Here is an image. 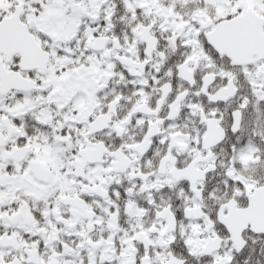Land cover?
Segmentation results:
<instances>
[{
	"label": "snow or ice",
	"instance_id": "snow-or-ice-1",
	"mask_svg": "<svg viewBox=\"0 0 264 264\" xmlns=\"http://www.w3.org/2000/svg\"><path fill=\"white\" fill-rule=\"evenodd\" d=\"M0 264H264V0H0Z\"/></svg>",
	"mask_w": 264,
	"mask_h": 264
}]
</instances>
